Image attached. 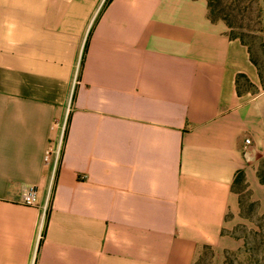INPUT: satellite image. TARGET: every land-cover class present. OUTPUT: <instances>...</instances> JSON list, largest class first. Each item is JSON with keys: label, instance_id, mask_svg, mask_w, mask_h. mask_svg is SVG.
Masks as SVG:
<instances>
[{"label": "crops", "instance_id": "0c3cea01", "mask_svg": "<svg viewBox=\"0 0 264 264\" xmlns=\"http://www.w3.org/2000/svg\"><path fill=\"white\" fill-rule=\"evenodd\" d=\"M262 159L259 70L207 0H0V264L235 249V177L259 206Z\"/></svg>", "mask_w": 264, "mask_h": 264}, {"label": "rangeland", "instance_id": "374dc122", "mask_svg": "<svg viewBox=\"0 0 264 264\" xmlns=\"http://www.w3.org/2000/svg\"><path fill=\"white\" fill-rule=\"evenodd\" d=\"M220 5L234 26L233 30L227 27L228 33L242 36L264 74V0H220ZM239 89L256 92L244 80ZM263 162L262 159L260 164ZM235 190L240 193V211L227 215L223 234L239 246L224 250L205 247L195 264H264V197L258 206L246 184L236 186Z\"/></svg>", "mask_w": 264, "mask_h": 264}, {"label": "trees", "instance_id": "16d2710c", "mask_svg": "<svg viewBox=\"0 0 264 264\" xmlns=\"http://www.w3.org/2000/svg\"><path fill=\"white\" fill-rule=\"evenodd\" d=\"M207 2H208V18L212 22H224L229 29L233 30L234 26L232 25V23H230V21L228 19V14L226 13V11L224 9H222V7L220 5V0H207ZM229 36L232 39L240 40L244 45H246L248 47L249 53H250V56H251V60H252V62L255 64V66L259 70V74H260L261 80H262V86L264 88V74H262V69L260 67V64L257 62V60H255L253 58V54H252L251 48L248 45V43H246L244 41V39L242 38V36H240L238 34H234V35L233 34H229ZM238 79H239V87H240L241 80H244L246 83L251 85L249 83V81L247 80V78L245 76H243V75H240L238 77ZM239 93H241L240 89H239ZM258 178H259L260 182L264 184V162L262 164H260V166H259ZM242 184H246V179H245V174L242 171H240L239 173H237V175L235 177L234 190H235L236 186L242 185ZM235 192L238 195H240V193L238 191L235 190ZM239 202H240V200H239Z\"/></svg>", "mask_w": 264, "mask_h": 264}, {"label": "built area", "instance_id": "2783aa9c", "mask_svg": "<svg viewBox=\"0 0 264 264\" xmlns=\"http://www.w3.org/2000/svg\"><path fill=\"white\" fill-rule=\"evenodd\" d=\"M247 144H250L251 141L249 139L246 140ZM54 151H52L51 149H49L46 153V157H45V161L47 163L50 162V160L52 159V155H53ZM60 150L57 151L56 156L54 157V161H58V156H59ZM55 161V162H56ZM22 204L27 205V206H31V207H39V190L37 188V186L35 185H27L23 188V192H22ZM49 206V201L47 200L45 206H44V214L46 213L47 209ZM44 226V217L41 220L39 229H40V233L43 229Z\"/></svg>", "mask_w": 264, "mask_h": 264}]
</instances>
